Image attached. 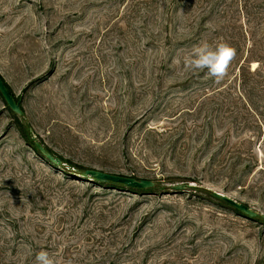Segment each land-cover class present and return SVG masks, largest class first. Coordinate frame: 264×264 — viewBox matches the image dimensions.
<instances>
[{"label": "rangeland", "instance_id": "1", "mask_svg": "<svg viewBox=\"0 0 264 264\" xmlns=\"http://www.w3.org/2000/svg\"><path fill=\"white\" fill-rule=\"evenodd\" d=\"M0 75V264H264V0H0Z\"/></svg>", "mask_w": 264, "mask_h": 264}, {"label": "water", "instance_id": "2", "mask_svg": "<svg viewBox=\"0 0 264 264\" xmlns=\"http://www.w3.org/2000/svg\"><path fill=\"white\" fill-rule=\"evenodd\" d=\"M0 93L2 97L4 98L8 107L11 109V111L17 116H19L22 119V121L25 123L28 133L32 137L34 135V130L32 126L30 125L29 122H27L25 113L22 110L20 104L16 103V101L10 94L9 90L4 84V81L1 78H0ZM34 145L40 151L41 155L51 164L59 168L65 167V164L62 162V160L54 156L53 154H51L41 142L34 141ZM76 174L81 176L84 179H89L91 181L120 184L128 188H134V189L148 190V189H153L156 186L155 183L152 181H148V180L140 181L135 178L112 175V174H108L102 171L92 170V169H87L85 171H78L76 172ZM195 188L197 187L192 184L191 185H177L173 187L174 191H184V190H191ZM208 191L214 198L227 203L228 205H230L231 207H233L234 209L242 213L247 218L253 219V220L260 219V218L264 219L263 215L251 209L249 206L243 203H239L227 195H224L216 191H212V190H208Z\"/></svg>", "mask_w": 264, "mask_h": 264}, {"label": "trees", "instance_id": "3", "mask_svg": "<svg viewBox=\"0 0 264 264\" xmlns=\"http://www.w3.org/2000/svg\"><path fill=\"white\" fill-rule=\"evenodd\" d=\"M0 78L4 81V79L2 78L1 75H0ZM4 84L6 85L7 89L9 90L10 94L12 95V97L14 98V100L16 101V103L20 104L19 100L13 95V93L11 92L10 88L8 87V85L6 84L5 81H4ZM21 108H22V107H21ZM22 110H23V108H22ZM20 126H21L23 132L25 133V136H24L25 141H26L30 146L33 147V149L35 150V152H36L41 158L45 159V158L41 155L40 151L35 147V145H34V141L32 140V137L29 135L26 125L20 121ZM42 144H43V143H42ZM43 145H44V144H43ZM44 146H45V145H44ZM45 147H46V146H45ZM46 149H47L51 154H53L54 156H56V155H55L52 151H50L47 147H46ZM56 157H58V156H56ZM58 158H60V157H58ZM60 159L62 160L63 163H65L64 160H63L62 158H60ZM45 160H46V159H45ZM76 168H77L78 170H80V171H85V170H86V169H82V168H79V167H76ZM123 186H124V185H123ZM123 186L120 185V184L118 185V187H123ZM238 212H239V211H238ZM239 213H240V212H239ZM240 214H242V213H240ZM242 215H243V214H242ZM258 220H263V219L260 218V219H258Z\"/></svg>", "mask_w": 264, "mask_h": 264}, {"label": "clouds", "instance_id": "4", "mask_svg": "<svg viewBox=\"0 0 264 264\" xmlns=\"http://www.w3.org/2000/svg\"><path fill=\"white\" fill-rule=\"evenodd\" d=\"M208 47L210 48L211 46ZM190 66L193 67V69L197 67V65L195 64H190ZM205 67H207V65H205ZM37 261L39 262V264H52V261L49 260L48 253L46 251H43L37 255Z\"/></svg>", "mask_w": 264, "mask_h": 264}, {"label": "snow or ice", "instance_id": "5", "mask_svg": "<svg viewBox=\"0 0 264 264\" xmlns=\"http://www.w3.org/2000/svg\"><path fill=\"white\" fill-rule=\"evenodd\" d=\"M225 55L227 56V53Z\"/></svg>", "mask_w": 264, "mask_h": 264}]
</instances>
